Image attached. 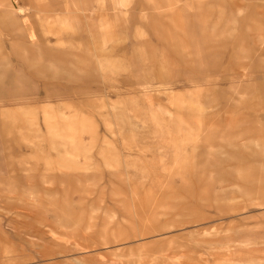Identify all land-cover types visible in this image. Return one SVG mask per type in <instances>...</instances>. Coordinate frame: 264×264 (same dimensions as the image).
<instances>
[{"label":"rangeland","instance_id":"1","mask_svg":"<svg viewBox=\"0 0 264 264\" xmlns=\"http://www.w3.org/2000/svg\"><path fill=\"white\" fill-rule=\"evenodd\" d=\"M0 264H264V0H0Z\"/></svg>","mask_w":264,"mask_h":264},{"label":"crops","instance_id":"2","mask_svg":"<svg viewBox=\"0 0 264 264\" xmlns=\"http://www.w3.org/2000/svg\"><path fill=\"white\" fill-rule=\"evenodd\" d=\"M101 2H103L104 0H100ZM20 11H22V9L20 10ZM40 12V11H39ZM66 14V13H65ZM71 19H72V17H71V15H65V16H63V17H61V18H57V21L59 22V23H61V24H65V25H71L70 23H72V21H71Z\"/></svg>","mask_w":264,"mask_h":264},{"label":"bare ground","instance_id":"3","mask_svg":"<svg viewBox=\"0 0 264 264\" xmlns=\"http://www.w3.org/2000/svg\"><path fill=\"white\" fill-rule=\"evenodd\" d=\"M135 209H136V207H135Z\"/></svg>","mask_w":264,"mask_h":264}]
</instances>
